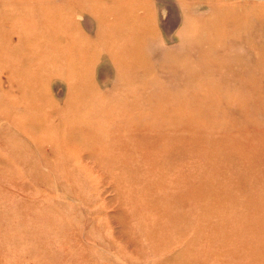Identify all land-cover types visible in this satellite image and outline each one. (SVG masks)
Returning <instances> with one entry per match:
<instances>
[{
    "label": "rangeland",
    "instance_id": "rangeland-1",
    "mask_svg": "<svg viewBox=\"0 0 264 264\" xmlns=\"http://www.w3.org/2000/svg\"><path fill=\"white\" fill-rule=\"evenodd\" d=\"M263 211L264 0H0V264H264Z\"/></svg>",
    "mask_w": 264,
    "mask_h": 264
},
{
    "label": "bare ground",
    "instance_id": "bare-ground-1",
    "mask_svg": "<svg viewBox=\"0 0 264 264\" xmlns=\"http://www.w3.org/2000/svg\"><path fill=\"white\" fill-rule=\"evenodd\" d=\"M149 13V12H148ZM150 14V13H149ZM7 15V14H6ZM90 15V14H89ZM91 16V15H90ZM152 29V28H151ZM75 31V30H74ZM2 49V48H1ZM99 49V48H98ZM3 51V50H2ZM3 53V52H2ZM115 58V57H114ZM117 58V57H116ZM68 71V70H67ZM70 72V71H69ZM69 72H68V75H69ZM65 75H67V74H65ZM70 75H71V73H70ZM91 76H93V75H91ZM58 78V77H57ZM63 79V78H62ZM92 79V78H91ZM64 80V79H63ZM62 80V81H63ZM44 84H46V83H44ZM70 90V89H69ZM78 90V89H77ZM48 92V91H47ZM86 93V92H85ZM51 100V99H50ZM79 108H80V106H79ZM82 108V107H81ZM80 108V109H81ZM80 112V111H79ZM81 115V114H80ZM3 121V120H2ZM106 125V124H105ZM21 132V131H20ZM61 137V136H60ZM93 137V136H92ZM113 137V136H112ZM27 138V137H26ZM63 139V138H62ZM73 140H75V139H73ZM29 141H30V139H29ZM59 143V142H58ZM77 144V143H76ZM59 145V144H58ZM139 145V144H138ZM144 146V145H143ZM146 149V148H145ZM70 150V149H69ZM105 150V149H104ZM106 151V150H105ZM70 152H72V151H70ZM73 153V152H72ZM178 153V152H177ZM75 154V153H74ZM181 154V153H180ZM53 155V154H52ZM90 155V154H89ZM178 155V154H177ZM93 156V155H92ZM181 156V155H180ZM205 156V155H204ZM182 157V156H181ZM180 158V157H179ZM71 163V162H70ZM160 164V163H159ZM165 166V165H164ZM233 166V165H232ZM77 167V166H76ZM85 167V166H84ZM94 168V167H93ZM168 168V167H167ZM92 169V168H91ZM95 173V172H94ZM87 174V173H86ZM89 174H90V171H89ZM8 175V174H7ZM244 176V175H243ZM80 177V176H79ZM126 177V176H125ZM65 178V177H64ZM9 179V178H8ZM126 179V178H125ZM13 180V179H12ZM64 180H66V179H64ZM10 181V180H9ZM83 181H84V179H83ZM86 182V181H85ZM90 182V181H89ZM56 183V182H55ZM90 184V183H89ZM15 185V184H14ZM92 185V184H91ZM19 186V185H18ZM10 187V186H9ZM42 189V188H41ZM49 189V188H48ZM210 189V188H209ZM213 189V188H212ZM242 189V188H241ZM250 189V188H249ZM14 190V189H13ZM91 190V189H90ZM41 192V191H40ZM202 192V191H201ZM200 192V193H201ZM208 192V191H207ZM213 193V192H212ZM55 194H56V192H55ZM75 194H76V192H75ZM84 194V193H83ZM57 195V194H56ZM204 194H202V196H203ZM76 196V195H75ZM211 198V197H210ZM230 198V197H229ZM218 199V198H217ZM149 200V199H148ZM77 202V201H76ZM212 202H213V200H212ZM223 202V201H222ZM205 209V208H204ZM212 210V209H211ZM246 211V210H245ZM264 212V211H263ZM61 214V213H60ZM93 215V214H92ZM264 216V215H263ZM6 217V216H5ZM237 218V217H236ZM224 219V218H223ZM234 220V219H233ZM233 220H231V222L233 221ZM263 220V219H262ZM240 221V220H239ZM237 222V221H236ZM252 222V221H251ZM259 223V222H258ZM224 224V223H223ZM226 224H228V223H226ZM231 224V223H230ZM264 224V223H263ZM84 227H85V225H84ZM90 227V226H89ZM261 229V228H260ZM86 230V229H85ZM262 230H263V228H262ZM84 231V230H83ZM88 231V230H87ZM86 231V232H87ZM209 231V230H208ZM88 233V232H87ZM261 233H264V231L263 232H261ZM238 234V233H237ZM261 236V235H260ZM237 237V236H236ZM258 237V236H257ZM238 238V237H237ZM236 238V239H237ZM30 240V239H29ZM96 240V239H95ZM242 240V239H241ZM142 245V244H141ZM76 246V245H75ZM102 246V245H101ZM258 247V246H257ZM17 248H18V246H17ZM105 249H106V247H104ZM249 248V247H248ZM248 248H246V250H248ZM262 248V247H261ZM57 249V248H56ZM110 249V248H109ZM262 250V249H261ZM31 251V250H30ZM33 252V251H32ZM120 252V251H119ZM175 253V252H174ZM174 253H172V255H174ZM25 254V253H24ZM230 254V253H229ZM44 255V254H43ZM166 256V254L164 255V257ZM36 257V256H35ZM20 258H21V256H20ZM36 259V258H35ZM122 259V258H121ZM13 260V259H12ZM36 260H38V259H36ZM35 260V261H36ZM239 260V259H238ZM251 259H249V261H250ZM159 261V260H158ZM158 261H157V263H158ZM243 261V260H242ZM24 262V261H23ZM43 262V261H42ZM123 262H124V260H123ZM252 262V261H251ZM250 262V263H251ZM101 263V262H100ZM106 263V262H105ZM109 263V262H108ZM248 263V262H247ZM25 264V263H24ZM28 264V263H27ZM47 264V263H46Z\"/></svg>",
    "mask_w": 264,
    "mask_h": 264
}]
</instances>
